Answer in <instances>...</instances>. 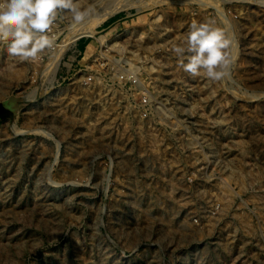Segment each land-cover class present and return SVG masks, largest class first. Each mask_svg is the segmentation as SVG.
<instances>
[{"label":"rangeland","instance_id":"1","mask_svg":"<svg viewBox=\"0 0 264 264\" xmlns=\"http://www.w3.org/2000/svg\"><path fill=\"white\" fill-rule=\"evenodd\" d=\"M193 21L230 26V78L179 66ZM71 24L36 60L0 42V264H264V0Z\"/></svg>","mask_w":264,"mask_h":264},{"label":"clouds","instance_id":"2","mask_svg":"<svg viewBox=\"0 0 264 264\" xmlns=\"http://www.w3.org/2000/svg\"><path fill=\"white\" fill-rule=\"evenodd\" d=\"M102 2L94 0L81 9L76 0H0V42L6 44L10 56L21 61L36 60L53 46L48 33L59 13H70L71 27L75 28L94 14ZM234 43L230 26L222 28L215 26V21H193L183 42L173 44L171 50L185 73L217 82L230 78ZM43 134L53 138L47 132Z\"/></svg>","mask_w":264,"mask_h":264},{"label":"bare ground","instance_id":"3","mask_svg":"<svg viewBox=\"0 0 264 264\" xmlns=\"http://www.w3.org/2000/svg\"><path fill=\"white\" fill-rule=\"evenodd\" d=\"M109 12H110V11H109ZM107 13H108V12H104V13L101 14L98 18H100V20L103 19L104 16L107 15ZM98 18H97V19H98ZM97 19H95V20H97ZM92 23H93V22H92ZM95 23H97V21H96ZM92 25H93V24H92ZM82 27H83V26H82ZM88 28H89V27H88ZM87 31H88V29H86V31H85L84 29H82V30L80 31L81 33L79 32V33H77V34H75V35H76V36H79V34H82L83 32H84V33H87ZM90 31H91V30H90ZM90 31H88V32L90 33ZM89 33H87V34H89ZM75 35H74V37H76Z\"/></svg>","mask_w":264,"mask_h":264}]
</instances>
